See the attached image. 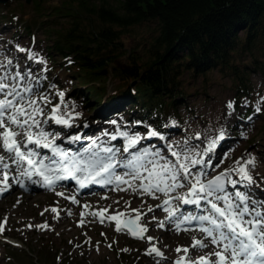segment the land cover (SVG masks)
<instances>
[{"label":"trees","instance_id":"trees-1","mask_svg":"<svg viewBox=\"0 0 264 264\" xmlns=\"http://www.w3.org/2000/svg\"><path fill=\"white\" fill-rule=\"evenodd\" d=\"M7 6L0 2V21L29 36L45 30L48 80L68 85L100 122L120 112L153 122L164 118L185 103L187 72L205 81L214 70L231 77L237 101L250 97L253 73L264 78V0H32V15L19 22ZM149 22L157 27L142 54L141 45L128 47L126 35ZM261 119L264 126V111ZM49 247L7 249L8 258L12 264H55ZM66 257L58 264L75 263Z\"/></svg>","mask_w":264,"mask_h":264},{"label":"rangeland","instance_id":"rangeland-1","mask_svg":"<svg viewBox=\"0 0 264 264\" xmlns=\"http://www.w3.org/2000/svg\"><path fill=\"white\" fill-rule=\"evenodd\" d=\"M30 3L26 0H9L5 3L8 5L6 12L10 13L14 10V19L19 22L20 18L32 15ZM156 27L154 22L134 27L133 31L126 35L128 47L141 45L143 49L140 52L143 54L155 33ZM49 42L50 39L43 28H37V31L29 36V34L18 32L14 24L0 21V57L6 56L5 65L7 67L5 72L0 73V76H16L17 73L26 76L27 82H22L20 85L22 89L31 88L32 92L25 93V95L32 96V98L46 96L50 101V103L40 101V107L44 110L43 119L52 116L55 108V115L66 120L70 129L81 128L83 131L85 129V132L80 130L78 134L76 131L77 135L74 136H79L85 142H87V138H92L93 141H96L97 146L101 147H112L113 143L120 141L122 137L120 133H127V130L145 133L146 135L150 131H156L158 135L156 137L148 136L145 143L151 145L153 141H160L159 147L153 150V152L159 153L162 152L163 147L168 145L169 138L172 136L178 138L177 146H182V148L193 146L195 142L199 141L198 139L205 135L206 127L210 128L213 125L212 130L216 134L212 139L218 137L219 129H222L225 137L216 146L219 149L218 153H220L221 159L216 163L218 172L215 175L236 167L235 162L241 159L243 153L256 146L259 163L258 177L251 176L256 181L254 186L260 187L258 184L264 186V126L261 119V113L264 111V78L259 73L251 75L250 97H244L237 101L236 86L231 77L224 76L218 70H214L209 72L208 79L205 81L203 76L195 77L187 72L182 76L184 86L188 91L186 101L177 105L175 109L167 110V115L164 118L156 119L153 122L152 120H142L137 116L130 117L126 112H120L101 123L95 112L91 113L89 107L82 100L74 98L72 91L68 92V85L59 87L57 82L48 80L46 73L52 71L46 50ZM143 43L144 47L142 46ZM22 49L23 51H21ZM117 61L120 66H126L124 59ZM74 81L76 82V79ZM59 93H63V96L61 97ZM230 103L232 104L231 108L228 107ZM221 116L228 117L227 126H217L216 122L220 121ZM55 125L59 124L52 121L49 125L51 127L47 128V131L53 132ZM107 127L114 130L112 133L116 132L105 139L103 132H106ZM113 136L116 137L115 140L111 139ZM106 140L112 143L109 144ZM93 141L90 144L84 142L86 146L81 149L91 147ZM79 142L80 140L77 141V144ZM66 149L73 151V154L78 151L77 148L65 147L64 150ZM215 160H217V156L213 153V157L206 161L208 168L213 165ZM235 177L237 178L236 175ZM22 183L24 184V182ZM55 188L54 185L43 189H26L20 187L19 184L10 199L0 201V228H2L0 231V264H12L8 258L7 249H21L29 246L32 251L40 252L41 245L45 242L50 245L48 255L51 261H55V264H58L65 254H67V259L76 264L78 262L79 264H143L135 255V245H133V241L141 238L134 237L123 225L126 220H131L135 221L136 225L144 227L140 219L136 220L137 214L128 215L118 220L114 232L101 229L100 224L103 222V215H99V213H103L105 206H86L83 208L85 202L79 197L89 194V192H79L76 187L70 193L61 192L63 195H57L58 189ZM237 188L242 190L243 185L238 184ZM110 189L108 191L106 189L92 190V192L96 191L98 197H105L110 200L115 194L113 187ZM256 191L258 192V190ZM33 193L38 194L37 198L28 201L27 196ZM1 195L3 194L1 193ZM255 198L264 199V187L259 192V197ZM201 205H204L203 202ZM58 206H67L68 210L72 208V211L76 212L77 227L75 229L61 232L58 229L47 227L46 220L36 216L45 207L57 208ZM9 209L14 211V215L9 214ZM92 210L98 212V219L90 215ZM82 213L83 215H81ZM118 223L121 225V231L116 230ZM184 223L179 225H188ZM185 233L184 231L182 234L175 235L173 241L179 242L182 238L181 235ZM144 236L145 232L142 234V238ZM164 236L165 234L159 238L156 235L153 241H162ZM98 244H103L105 250L98 254L92 253V247ZM154 244L156 245V243ZM202 257L207 256L203 255ZM66 258L65 260H67ZM160 258L163 260L164 257ZM179 258H175L173 262L175 263ZM47 264L50 263L47 262Z\"/></svg>","mask_w":264,"mask_h":264},{"label":"snow or ice","instance_id":"snow-or-ice-1","mask_svg":"<svg viewBox=\"0 0 264 264\" xmlns=\"http://www.w3.org/2000/svg\"><path fill=\"white\" fill-rule=\"evenodd\" d=\"M16 75L19 76V73ZM8 80L7 76H0V97H2L0 98V149L7 153V159L0 154V177H2L0 193L10 188L8 184L10 178L18 182L20 177H26L32 184H37L38 181L33 180V176L42 177V186L49 187L68 176L75 179L81 188L89 183L117 186L127 184L132 187L130 181L139 180L140 184L134 190H142V194L146 195H154L157 192L168 195L176 189L187 187L186 194L169 196L164 204L168 205L172 199H176L183 204L200 208L203 202V214L187 216L181 214L177 219H181L182 222H198L199 231L205 234L204 238L215 245L217 250L208 257H200L192 262L190 257H187L189 249L185 248L183 251L186 256L179 258L175 264H264V199L255 198V194L250 191L256 185L250 173V168L255 167L254 157L249 156L247 159L242 157L235 162L236 167L209 179L206 170L208 163L203 159H193L192 149H186L187 155L183 156L172 151L171 154L176 157V162L165 159L159 152H153L149 148H138L135 152H131L130 149L136 148L141 139L137 135L128 137L127 144L123 147L126 156L120 155V148L97 146L96 141H93L92 146L85 148L82 153L70 154L55 144V140L60 138L59 133L48 132L43 128V124H47L48 120L40 119L44 115L40 101L50 103L47 97L26 96L23 93H31V88L25 87L18 91L19 84L10 83ZM59 95L62 97L63 93ZM228 107L231 108L232 104L230 103ZM55 112L54 108L51 119L56 124L67 126V121L56 116ZM120 135L127 136V133L122 132ZM157 135L156 131L148 133L150 137ZM224 138V133L221 131L217 138L208 143L204 152L195 154L202 156L205 152H214L218 142ZM67 139L69 142H76L80 137L69 136ZM112 139L115 140L116 137L113 136ZM28 145L33 147L30 148ZM38 149H49L51 155H41ZM12 165L16 168L14 176L10 174ZM197 165L204 167L193 172L191 169ZM117 168L125 170L123 175L117 174ZM232 174L239 179H232ZM238 184H242L249 191H241L237 188ZM229 186L234 191H229ZM20 187L24 185L21 183ZM165 210L168 211L169 217L174 216L178 211V209ZM52 211L57 212V209L53 208ZM92 215L98 214L92 213ZM108 219L114 220L117 217L110 216ZM139 219L137 215L136 220ZM124 227L134 237L142 238V234L147 231L146 227H140L131 220H126ZM116 230L121 231L119 223ZM148 239L152 238L148 237ZM205 247L207 245L202 241L194 239L192 245L194 250H202ZM176 251L180 252L181 249L177 248ZM148 254L163 256L154 246ZM211 256L217 259L212 260Z\"/></svg>","mask_w":264,"mask_h":264},{"label":"bare ground","instance_id":"bare-ground-1","mask_svg":"<svg viewBox=\"0 0 264 264\" xmlns=\"http://www.w3.org/2000/svg\"><path fill=\"white\" fill-rule=\"evenodd\" d=\"M5 61H6V56L4 57H0V73H3L6 71V65H5ZM29 66V64L27 65V67ZM22 72V70H21ZM9 78L8 82L10 83H18L19 84V88L18 91L22 89V86L20 85V83L22 82H27L26 80V76L24 77L23 74L19 73V76H7ZM13 77H15V79H13ZM25 95V93H23ZM28 96V95H27ZM2 98V97H1ZM43 117H40L41 120H43ZM52 116L48 117V123L47 124H43V128L45 131H47V128L51 127L49 126L52 123ZM222 117V116H221ZM100 122V121H99ZM228 117L227 116H223L220 121L216 122L218 127H221L223 125H228ZM215 123V124H216ZM81 127V126H80ZM213 125L208 128L206 127V131H204V136H202V138L198 139L199 141L195 142L193 144V146H186L184 148H182V146H177L178 145V141H177V137L172 136L169 138V143L168 145H166V147L162 148V152L160 153L161 156H163L165 159L172 161V162H176V157L172 156V151H176L178 153H181L182 156L183 155H187V152L185 151L186 149H192L193 150V154H192V158L193 159H203L205 162L210 158L213 157V153H215V155L217 156V160H215L213 162V165L208 168L207 167V172H208V178L211 179L213 176H215V174L218 172V166H217V162L220 161L221 159V155L219 152L218 147L215 148V151L212 153H204L202 156L200 155H196L195 153L197 152H204V150L207 148V145L210 141V139H212L216 132L214 130H212ZM83 131L81 128H77V129H70L69 126H65L63 124H59V125H55L53 132L59 133L60 134V138L55 140V144L60 146L62 149H65V147H69L72 146V142H69V140L67 139V137L69 136H74L76 134L80 133ZM114 130H112V128L107 127L106 128V132H103V137L106 139L112 135L115 134L112 133ZM222 131V129H219L217 134H219ZM85 132V129L84 131ZM76 134V135H77ZM133 135H137L139 136L141 139L139 141V143L136 145V148L131 149L132 152H135L136 149L140 148H149L152 151L159 147V144L161 143L160 141H153L151 142V145H147L145 143V140L147 139L148 135H146L145 133H139V132H133V131H129L127 130V136H122L120 141H118L117 143H113V148H120L121 149V153L120 155L126 156V153H123V147L127 144V140L129 136H133ZM207 137V138H206ZM19 139V138H18ZM112 139V138H111ZM93 141L92 138H87V142L90 144V142ZM108 140H106L107 142ZM107 143H112L107 142ZM62 144V145H61ZM84 146V145H83ZM86 146V145H85ZM28 147H33V145H28ZM73 147H77V141L74 142V146ZM82 147V146H81ZM77 147V153H82L84 149H81ZM68 152H71V150L67 149ZM38 151L41 152V155L44 156H50L51 152L49 149H38ZM66 151V150H65ZM256 146L254 148H252L251 150L245 151V153H243V158L247 159L249 156L254 157L255 158V167L254 168H250V173L251 175H254L255 177H258L257 173L259 170V163L257 160V154H256ZM0 154H3L5 156V158L7 159V153L3 152V149H0ZM73 154V153H72ZM241 157V158H242ZM241 160V159H240ZM47 163V161H46ZM26 166V165H25ZM204 165H197L195 168H192L191 170L193 172H195L198 168H203ZM117 174L123 175V172L125 170L117 168L116 169ZM11 175H15L16 174V168L15 165L11 166ZM79 175V174H77ZM0 179H2V177H0ZM33 180L38 181L37 184H32L30 180H28L26 177H20L19 181L17 182L14 179H9L8 184L10 185V188L3 192L0 197V201H5L6 199H10V197L13 194V191H15V188L21 184L22 182H24V187L26 189H43V188H47V185H43V178L40 176H33L32 177ZM232 179H239L238 177L236 178L234 174H232ZM58 182L59 185L56 186L55 189H58V193H70L71 191H73L76 187L78 188L79 192H83L82 190H80L81 188L77 185V183L75 182V179H73L71 176H68V178L63 179V180H59ZM130 183L133 184L132 187H129V185L127 184H121L119 186L117 185H108L103 186L105 187V189L111 190L110 188L113 187V190H115V194L112 196L113 198L108 200L109 198H105V197H98V194L96 193V191L92 192V189L90 190H86L85 192H89V194L86 195H81L79 197L80 200H84L85 202V206H83V208H85L86 206H105V208L103 209V222L100 224V228L101 229H108L111 232H114L115 229V224L118 220H120L121 218H124L128 215H139L140 217V221L143 224L144 227L147 228V231L145 232V236L137 241H133V245H135V255L138 257L139 261H141L143 264H175L173 261L175 258H181V257H185L186 254L183 251V249L187 248L189 249L188 253H187V257H190V260L192 262L197 261L198 258L204 256H209V254L213 253L214 251L217 250L215 245H212L208 239H205L204 236L205 234L199 231V223L196 221H192V222H185L184 224H188L187 226H180L182 225V221L181 219H177V217H180L181 214L183 216H187V215H197V214H203V207L204 205H201L200 208H197L195 205H189V206H184L185 204H182L180 201L176 200V199H172L170 201V203L168 205L164 204V201L166 199H169V196L171 197H176L182 194L187 193V187L182 188V189H176L175 191L169 193L168 195H165L164 193H160L157 192L154 195H146V194H142V190H134L137 189V186L140 184V181L137 180L135 182H131ZM2 186V185H0ZM258 186L260 187H256L253 186L251 188V193L255 194V197H259V192L262 190V188L264 186H262L261 184H258ZM123 189V190H121ZM243 192H248L249 190L246 188H241ZM258 190V192L256 191ZM229 191H232L231 186H229ZM234 191V189H233ZM256 191V193H255ZM175 193V194H174ZM37 193H33L27 196V199H29L28 201H32L31 199L33 198H37ZM108 195V194H106ZM104 195V196H106ZM167 197V198H165ZM64 202V200H62ZM78 203V202H77ZM77 205L75 204V207ZM185 208H188L187 210ZM52 207H45L40 214L36 215L39 218H43L46 220L47 223V227L49 228H53V229H58L61 232H67L68 230L71 229H75L76 226V212L72 211V208H70L69 210L67 209V206H58L57 208V212H53L52 211ZM151 209V210H150ZM165 209H169V210H173V209H178V211H176L175 215L172 217H169V213L168 211H166ZM185 209V210H184ZM135 210V211H134ZM9 214L10 215H14V211H12L11 209H9ZM92 213H97L98 212L96 210H92L90 215L93 218H97L98 219V215H92ZM123 213V216H120L119 214ZM86 216V214H85ZM110 216H115L117 217V219L114 220H109L108 217ZM180 224V225H179ZM97 226V224H96ZM98 227V226H97ZM99 228V227H98ZM5 231V230H4ZM186 232L184 235H181L182 238L179 242H174L173 238L175 237V235L181 233L182 232ZM13 234H15V232H12ZM164 239L161 241H156L154 242L153 239L155 238L156 235H158V237L160 238L162 235H164ZM148 237H151L152 239L149 240ZM194 239L195 240H199L202 241L204 244L207 245V247L203 248L202 250H194L192 248V245L194 243ZM156 243V245L154 244ZM156 247L162 254H163V260L160 258V256H156L155 254L149 255L148 252L152 247ZM180 248L181 251L177 252L176 249ZM105 250V246L103 244H98L92 247V253H101L102 251ZM212 260H216L217 258L215 256H211Z\"/></svg>","mask_w":264,"mask_h":264},{"label":"water","instance_id":"water-1","mask_svg":"<svg viewBox=\"0 0 264 264\" xmlns=\"http://www.w3.org/2000/svg\"><path fill=\"white\" fill-rule=\"evenodd\" d=\"M9 0H0L1 3H7ZM28 3L31 2L32 0H26ZM124 225V224H123Z\"/></svg>","mask_w":264,"mask_h":264}]
</instances>
